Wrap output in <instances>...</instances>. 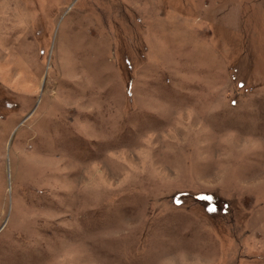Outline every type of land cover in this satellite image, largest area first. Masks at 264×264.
<instances>
[{"label": "rangeland", "instance_id": "obj_1", "mask_svg": "<svg viewBox=\"0 0 264 264\" xmlns=\"http://www.w3.org/2000/svg\"><path fill=\"white\" fill-rule=\"evenodd\" d=\"M0 264H264V0H0Z\"/></svg>", "mask_w": 264, "mask_h": 264}]
</instances>
